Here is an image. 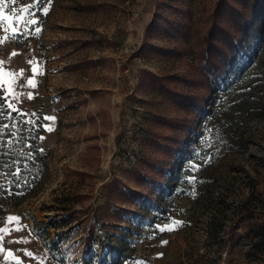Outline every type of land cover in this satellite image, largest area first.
Wrapping results in <instances>:
<instances>
[{"label":"rangeland","instance_id":"obj_1","mask_svg":"<svg viewBox=\"0 0 264 264\" xmlns=\"http://www.w3.org/2000/svg\"><path fill=\"white\" fill-rule=\"evenodd\" d=\"M0 11V84L43 118L49 153L37 196L0 218V264H264L250 232L264 228V0H3ZM215 24L236 39L217 80L203 69ZM29 61L43 70L35 88ZM168 89L200 97L205 114ZM76 196L86 215L56 260L37 224Z\"/></svg>","mask_w":264,"mask_h":264},{"label":"trees","instance_id":"obj_2","mask_svg":"<svg viewBox=\"0 0 264 264\" xmlns=\"http://www.w3.org/2000/svg\"><path fill=\"white\" fill-rule=\"evenodd\" d=\"M231 11L233 12L231 19L236 21L240 28L246 29L249 24V17L246 13L237 7H231ZM235 40L229 26L214 25L203 53V69L207 70L205 72L209 73L214 80L222 75ZM168 91L184 108L193 109L194 114L197 113L199 117L205 114L204 101L200 97L174 92L170 89ZM9 103L6 90L0 84V218L6 214V207H19L26 200L36 197L48 172L49 153L43 149L41 142L44 133L43 118L33 119L28 116H19L8 107ZM26 120L34 121V123H25ZM181 128L187 136L192 135L191 122L182 123ZM182 138L175 140L174 144L178 145L171 148L172 153L176 148H183ZM162 168L166 169V167ZM77 198L79 200L84 197L56 198V203L46 207L47 212H54L53 217H50L47 222L37 224L40 229L44 230V236L50 241L49 252L56 260L58 258L56 252L62 255L63 243L79 231V227H73L72 223L79 216L86 215L83 208L78 211L71 207V204L77 202ZM92 223L91 230L95 228ZM50 229L58 231L55 239L51 238ZM250 232L252 239H257L256 246L264 242V228L252 227Z\"/></svg>","mask_w":264,"mask_h":264},{"label":"snow or ice","instance_id":"obj_3","mask_svg":"<svg viewBox=\"0 0 264 264\" xmlns=\"http://www.w3.org/2000/svg\"><path fill=\"white\" fill-rule=\"evenodd\" d=\"M12 2L13 3H15V0H12ZM3 3V0H0V4H2ZM37 3H39V0H37ZM22 11H27V9H23ZM48 12H49V8H44L43 9V15H47L48 14ZM0 20H4V21H7V20H9V17H7V16H5L4 14H3V11H0ZM23 22V17H18L17 18V24L19 25V24H21ZM39 23V21L38 20H29V21H27V25H36V24H38ZM41 31V29L39 28V27H36L35 28V33L36 34H39V32ZM12 33H13V36H16V35H20V36H27L28 35V31L27 30H21L19 27H17V28H12ZM13 55L15 56V55H17L16 53H13ZM2 61H0V65H2ZM29 64L30 65H32V77L30 78V79H28L27 80V85L29 86V87H31V88H35L36 86H37V80H36V77L38 76V75H43V70L38 66V64H37V62H35V61H29ZM7 75H10V76H13V77H15L16 75H23V70H21V72L19 73V74H16V73H9V74H7ZM15 81L13 80V83H14ZM13 96H14V98H16L15 97V94L13 93ZM34 97L32 96V94L31 93H29L28 94V99H33ZM8 107L13 111V112H15L17 115H19V116H27L28 114L27 113H24V112H22V111H20L18 108H16L15 107V105L14 104H11V103H9L8 104ZM34 115V114H33ZM44 119L45 120H48V121H52V122H54V117H44ZM25 123H34V121H31V120H26L25 121ZM5 127H7V126H5ZM45 130L46 131H51L52 129H51V126L50 125H48V126H45ZM8 219V222L9 223H11V222H13V221H16V222H18V217H12V216H10V217H8L7 218ZM18 230V229H17ZM167 230H171L170 228H168V229H165V228H161L160 229V231H167ZM7 232V229H0V233H6ZM0 239H2V236H0ZM166 243V242H165ZM4 250L2 249V248H0V252H3ZM26 255L27 256H29V257H31V253H26ZM8 257H11V258H13V259H15V257H12V254L11 253H8Z\"/></svg>","mask_w":264,"mask_h":264}]
</instances>
